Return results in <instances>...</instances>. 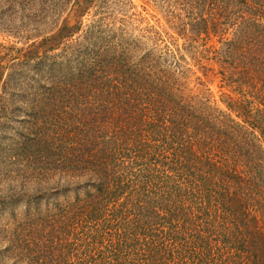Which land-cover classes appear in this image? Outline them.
I'll use <instances>...</instances> for the list:
<instances>
[{"label":"trees","instance_id":"1","mask_svg":"<svg viewBox=\"0 0 264 264\" xmlns=\"http://www.w3.org/2000/svg\"><path fill=\"white\" fill-rule=\"evenodd\" d=\"M93 1L0 0V264H264V0L73 39Z\"/></svg>","mask_w":264,"mask_h":264},{"label":"rangeland","instance_id":"2","mask_svg":"<svg viewBox=\"0 0 264 264\" xmlns=\"http://www.w3.org/2000/svg\"><path fill=\"white\" fill-rule=\"evenodd\" d=\"M165 2L168 6H162L161 3ZM157 3H159L157 5ZM179 5L177 0H94L93 3L88 7L85 14L82 16V31L76 35L73 39L78 38L81 40L82 36H85V33L89 31L95 22L101 27V31L105 33H111L116 31L117 34H120V27L127 25L123 32L128 33V35H133L134 37L139 34L134 31L132 27V22L135 21L136 25L140 24L141 27L154 26L160 28L163 31L169 33L171 29L166 24L164 16L166 10L170 13L171 11H176L178 15H181L177 10ZM7 13H5L6 15ZM64 14V13H63ZM62 14L61 19L65 17ZM53 17H50L47 21L48 27H43L40 29L42 33L40 35H45L51 31H54L57 27V24L51 26L50 24L53 21ZM14 23L19 25L20 22L15 20ZM4 26H0V54L4 52V49L7 47H16V48H26L29 44L33 42H38L34 39V33H24L23 35H17L13 31L7 30L3 31ZM45 28V29H44ZM44 29V30H43ZM29 35L31 40H26V37ZM176 35V34H175ZM179 44L182 43V40L178 41ZM59 50L55 51L54 55H58ZM212 70L200 69L196 70V75L204 82V91L208 90L212 96V100L216 101L220 107L223 108L222 100L224 96L222 93H230L229 89L223 87L222 81H220V75L217 73L218 69L215 66H208ZM0 223H9L8 217L6 215L0 217Z\"/></svg>","mask_w":264,"mask_h":264}]
</instances>
